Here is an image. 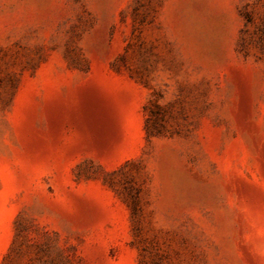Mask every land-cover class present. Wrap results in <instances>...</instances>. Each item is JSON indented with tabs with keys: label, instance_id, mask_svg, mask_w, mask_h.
Returning a JSON list of instances; mask_svg holds the SVG:
<instances>
[{
	"label": "rangeland",
	"instance_id": "374dc122",
	"mask_svg": "<svg viewBox=\"0 0 264 264\" xmlns=\"http://www.w3.org/2000/svg\"><path fill=\"white\" fill-rule=\"evenodd\" d=\"M0 264H264V0H0Z\"/></svg>",
	"mask_w": 264,
	"mask_h": 264
}]
</instances>
